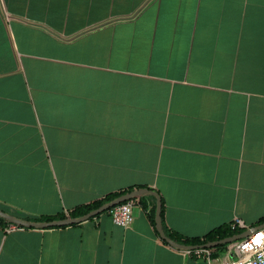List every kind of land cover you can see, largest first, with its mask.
<instances>
[{
  "label": "crops",
  "instance_id": "1",
  "mask_svg": "<svg viewBox=\"0 0 264 264\" xmlns=\"http://www.w3.org/2000/svg\"><path fill=\"white\" fill-rule=\"evenodd\" d=\"M140 189L182 241L264 222V0H0V211L75 219ZM130 201L127 228L2 218L0 264H208Z\"/></svg>",
  "mask_w": 264,
  "mask_h": 264
},
{
  "label": "built area",
  "instance_id": "2",
  "mask_svg": "<svg viewBox=\"0 0 264 264\" xmlns=\"http://www.w3.org/2000/svg\"><path fill=\"white\" fill-rule=\"evenodd\" d=\"M114 225L129 227L132 221V201L127 200L107 210ZM239 240L212 247L181 249L185 256L198 257L208 264H264V222ZM254 226V227H257ZM231 231L245 228L240 219L235 218L230 224Z\"/></svg>",
  "mask_w": 264,
  "mask_h": 264
},
{
  "label": "water",
  "instance_id": "3",
  "mask_svg": "<svg viewBox=\"0 0 264 264\" xmlns=\"http://www.w3.org/2000/svg\"><path fill=\"white\" fill-rule=\"evenodd\" d=\"M144 194L153 195L157 199V208H156V212H155V229H156L160 239L165 241L172 248H175V249L212 248V247H216V246H220V245L230 243V242L235 241V240H239L241 238L246 237L249 234V230H247L241 234L234 235V236H231L228 238H224V239L219 240V241L210 242V243H206L203 245H195V246H185V245H179L177 243H174L170 239H168L162 231L161 221H160V208L161 207H160L159 197L154 191H151L148 189H140L137 191H132L128 194H124V195L118 197L117 199L111 201L110 203L100 206L99 208H97L94 211L86 214L85 216L80 217V218H75V219H66V220L53 221V222H47V223H31V222H26V221L17 219L15 217H12L10 215H7L6 213H4L2 211H0V217L6 219L7 221H9L10 223H12L14 225L23 226V227H27V228L28 227L47 228V227H55V226H66V225H72V224H77V223H81L83 221H86L91 217H94V216H96L102 212L109 210L110 208H112L115 205H118L124 201L130 200L131 198H134V197H137L140 195H144ZM256 228H258V226L253 227L252 230H255Z\"/></svg>",
  "mask_w": 264,
  "mask_h": 264
},
{
  "label": "trees",
  "instance_id": "4",
  "mask_svg": "<svg viewBox=\"0 0 264 264\" xmlns=\"http://www.w3.org/2000/svg\"><path fill=\"white\" fill-rule=\"evenodd\" d=\"M123 194L124 193H120V194L114 195V197L117 198V197L122 196ZM101 203L100 202H97V203H93L91 205H87V206H84V207L76 208L75 210H73V212L71 213V215L73 217H78V216L86 215L87 213H89V212L97 209L98 207H100L101 206ZM151 217H152L151 218V221L155 225V219H154V214L153 213H152V216ZM54 219L55 218L44 217V218H41V219L36 220V221L37 222H51ZM0 221H3V219L0 218ZM160 221H161V227H162V231L164 232V235L168 239H170L172 242L178 243L180 245H191V246L203 245V244H206V243H210V242H215V241L222 240L224 238H227V237L231 236L232 233H233V231H231L230 227H228L226 229L213 230L212 232H210L207 235H205L203 237V239H191V240L186 239V240H183L182 241L179 237H177V236L173 235L172 233H169L168 231L165 230V228L163 226V223H162V213L161 212H160Z\"/></svg>",
  "mask_w": 264,
  "mask_h": 264
}]
</instances>
